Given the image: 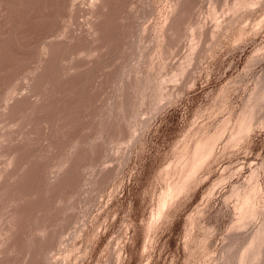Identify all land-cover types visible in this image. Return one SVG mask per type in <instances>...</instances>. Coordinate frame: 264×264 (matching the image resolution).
I'll return each instance as SVG.
<instances>
[{"label":"rangeland","instance_id":"1","mask_svg":"<svg viewBox=\"0 0 264 264\" xmlns=\"http://www.w3.org/2000/svg\"><path fill=\"white\" fill-rule=\"evenodd\" d=\"M0 264H264V0H0Z\"/></svg>","mask_w":264,"mask_h":264},{"label":"bare ground","instance_id":"2","mask_svg":"<svg viewBox=\"0 0 264 264\" xmlns=\"http://www.w3.org/2000/svg\"><path fill=\"white\" fill-rule=\"evenodd\" d=\"M245 1H246V0H245ZM240 2H241V1H240ZM247 2H248V1H247ZM247 2H246V3H247ZM243 3H244V2H243ZM248 3H249V2H248ZM251 3H252V2H251ZM241 4H242V3H241ZM244 4H245V3H244ZM248 5H249V4H248ZM243 6H245V5H243ZM240 7H241V6H240ZM94 8H95V7H94ZM232 8L234 9V7H232ZM236 9H237V6L235 7L234 10H231V11H235ZM239 9H240V8H239ZM239 9H238V10H239ZM95 10H96V9H95ZM235 12H236V11H235ZM95 38H96V37H95ZM46 47H47V46H46ZM42 48H43V47H42ZM47 48H48V47H47ZM42 50H43V49H42ZM45 51H46V50H45ZM46 53H47V52H46ZM48 56H49V55H48ZM13 92H14V91H13ZM12 94H13V93H12ZM159 95H160V94H159ZM11 96H12V95H11ZM208 145H209V144H208ZM209 146H210V145H209ZM205 148H206V147H205ZM198 151H199V150H198ZM195 152H197V151H195ZM195 152H194V153H195ZM199 153H200V152H199ZM208 153H209V151H207V154H208ZM210 153H211V152H210ZM195 154H196V153H195ZM199 155H201V154H199ZM197 156H198V155H197ZM201 157H202V156H201ZM196 158H197V157H196ZM196 158H195V159H196ZM195 159L193 158L194 161L197 160V159H196V160H195ZM198 159H199V157H198ZM199 161H202V160L199 159L198 162H199ZM196 162H197V161H196ZM198 162H197V163H198ZM65 163H66V162H65ZM191 163H193V162H191ZM197 163H196V164H197ZM196 164H195V165H196ZM195 165H193V166L196 167ZM194 167H193V168H194ZM187 171H188V170H187ZM193 171H194V169H193ZM196 172H197V171H196ZM188 174L190 175V173H188ZM188 174H187V176H188ZM192 174H193V173H192ZM184 177H185V176H184ZM193 177H194V176H193ZM186 178H187V177H186ZM183 179H184V178H183ZM183 181H184V180H183ZM187 182H188V181H187ZM180 183H183V182L181 181ZM176 184H177V183H176ZM178 185H179V184H178ZM176 187H177V186H176ZM178 187H179V191H180V188H182L183 186H182V187L178 186ZM184 187H185V186H184ZM173 188H174V187H173ZM255 189H256V188H255ZM175 190H178V188H176ZM175 190H173V191H175ZM253 192H254V191H253ZM169 193H170V192H168V194H169ZM168 194H167V196H166L167 198H165V199L163 200V202L161 203L162 208H163V206L166 204V199H168ZM171 195H172V194H170L169 196H171ZM254 195H255V193H254ZM169 198H170V197H169ZM252 199H253V198H252ZM168 200H170V199H168ZM244 200H245V199H244ZM244 202H245V201H244ZM250 204H251V203H250ZM165 208H166V207H165ZM253 211H254V210H253ZM253 211H252V212H253ZM158 214H159V213H158ZM250 215H251V211H250ZM247 217H248V216H247ZM247 217H246V218H247ZM252 217H253V216H252ZM247 219H248V218H247ZM259 230H260V229H259ZM10 231H11V230H10ZM259 232H260V231H259ZM260 233H261V232H260ZM253 235H254V234H253ZM253 235H252L251 240L249 241V248H250V244L253 243V241L255 240V237L258 236V234H255V235H256L255 237H254ZM258 238H259V237H257V239H258ZM260 238H261V237H260ZM255 241H256V240H255ZM259 241H260V240H259ZM256 243H257V242H256ZM259 243H260V242H259ZM255 245H256V244H255ZM257 245H258V244H257ZM261 245H262V244H261ZM251 246H252V245H251ZM247 247H248V245H247ZM255 247H256V246H255ZM260 247H261V246H260ZM252 248H253V247H252ZM260 249H261V248H260ZM260 249H259V250H260ZM246 250H247V249H246ZM257 250H258V248H257ZM259 250H258V251H259ZM249 251H250V250H249ZM252 251H253V250H252ZM254 251H255V250H254ZM259 252H260V251H259ZM253 253H254V252H253ZM246 255H247V254H246ZM249 255H250V253H249ZM239 256H240V255H239ZM251 256H252V254H251ZM254 256H255V255H254ZM259 256H260V254H259ZM241 257H242V256H241ZM251 258H252V257H251ZM255 258H257V257L255 256ZM238 259H239V258H238ZM244 259H245V258H244ZM245 261H246V260H245ZM247 263H248V261H247Z\"/></svg>","mask_w":264,"mask_h":264}]
</instances>
